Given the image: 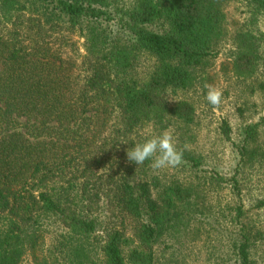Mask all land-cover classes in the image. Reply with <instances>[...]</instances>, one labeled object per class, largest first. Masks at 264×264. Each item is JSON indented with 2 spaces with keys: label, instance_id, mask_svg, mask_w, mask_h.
<instances>
[{
  "label": "trees",
  "instance_id": "16d2710c",
  "mask_svg": "<svg viewBox=\"0 0 264 264\" xmlns=\"http://www.w3.org/2000/svg\"><path fill=\"white\" fill-rule=\"evenodd\" d=\"M243 1L264 13V0ZM222 21L221 0H0V264L48 235L44 264H151L160 239L186 232L199 194L122 158L143 125L189 121L191 104L165 94L193 85ZM258 42L235 34L237 74L254 71ZM142 54L154 64L139 77ZM256 127L240 158L263 157ZM248 249L243 237L235 264H250Z\"/></svg>",
  "mask_w": 264,
  "mask_h": 264
},
{
  "label": "rangeland",
  "instance_id": "374dc122",
  "mask_svg": "<svg viewBox=\"0 0 264 264\" xmlns=\"http://www.w3.org/2000/svg\"><path fill=\"white\" fill-rule=\"evenodd\" d=\"M120 2L129 4V0ZM221 13L223 37L206 66L197 69L193 85L165 94L168 104L176 100L191 104L189 121L170 119L162 129L146 124L132 134L136 145L162 131H173L177 148L183 150V163L155 170L150 160L137 166L127 155L122 158L143 180L175 181L199 194V210L190 217L186 232L160 239L152 247L151 264H235V247L243 237L248 240L250 264H264V153L261 159L255 155L246 159L245 152L239 155L242 131L248 125H257L254 141L264 151V13L253 14L243 0H221ZM240 30L259 38V59L247 75L233 68V41ZM153 64L150 56L142 54L135 72L144 77ZM208 85L222 90L219 107L206 101ZM50 241V235L45 236L39 250L25 254L20 264H44Z\"/></svg>",
  "mask_w": 264,
  "mask_h": 264
},
{
  "label": "clouds",
  "instance_id": "9594fccd",
  "mask_svg": "<svg viewBox=\"0 0 264 264\" xmlns=\"http://www.w3.org/2000/svg\"><path fill=\"white\" fill-rule=\"evenodd\" d=\"M222 96L221 89L213 85L207 86L205 99L210 105L219 107ZM127 158L129 161L135 162L137 166L150 160L151 167L155 170L177 168L183 163V150L177 148L174 132L165 130L127 150Z\"/></svg>",
  "mask_w": 264,
  "mask_h": 264
}]
</instances>
